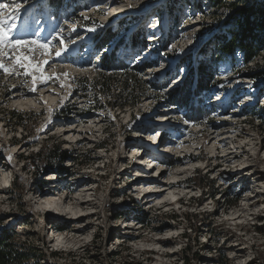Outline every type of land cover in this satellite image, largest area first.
<instances>
[{
  "label": "rangeland",
  "instance_id": "1",
  "mask_svg": "<svg viewBox=\"0 0 264 264\" xmlns=\"http://www.w3.org/2000/svg\"><path fill=\"white\" fill-rule=\"evenodd\" d=\"M15 2L22 7L14 36L48 43L58 35L63 44L52 41L44 68L52 79L38 84L35 93L29 91L31 77L24 76L23 69L19 75L0 69V228L11 229L15 242L38 249L35 259L40 264H220L222 260L225 264H264V196L261 202L254 199L264 191V180L251 176L255 171L264 173V74L255 79L248 76L256 66L263 65L264 70V44L249 63L239 50L231 59L217 53L221 36L230 37L228 5L246 6L257 0H63L57 13L45 0ZM0 3L8 5L4 17L11 23L13 0ZM162 14L167 16L166 32L150 35ZM109 27L117 31L113 41L104 48L95 46L97 36ZM143 34V49L127 43L130 35L140 43ZM121 37L122 42L116 44ZM57 49L60 56L55 55ZM108 50L130 66L147 63L144 71L136 72L137 77L166 82L167 87L159 93L148 88L150 97L135 106L93 110L98 101L93 91L83 92L79 87L101 70L100 54ZM20 54L34 62L42 59L39 51L25 49ZM198 61L210 68L218 83L197 96L212 114L204 124L194 126L183 118L182 108L167 105L163 97L188 65L193 67ZM4 62L9 63L7 58ZM169 70L175 73L171 79L165 75ZM120 76L116 75L114 84L119 85ZM117 87L111 93L116 94ZM18 95L40 105L21 110L13 102ZM47 95L54 102H46ZM101 98L102 104L110 101ZM12 111L24 127L14 123ZM56 143L82 159L67 161L69 175L40 191L34 168L23 158ZM142 145L154 152L169 151L150 155L159 165L149 173L155 175L156 183L149 189L136 188L145 181L136 177L142 172L133 169L130 160L129 150ZM216 146L222 148L215 151ZM199 151L201 162L179 163L183 154ZM225 154L240 158L226 163L221 158ZM256 156L262 164L254 167ZM217 163L219 168L206 174ZM187 179L195 184L172 185L155 197L162 186L176 181L184 184ZM205 179L213 183L212 189L201 186ZM135 190L153 192L144 196L152 198L151 202L136 203L135 198L141 196ZM231 197L237 200L235 206H228ZM173 200L179 201L170 203ZM121 208L131 213L123 216ZM142 212L147 214L143 223Z\"/></svg>",
  "mask_w": 264,
  "mask_h": 264
},
{
  "label": "trees",
  "instance_id": "2",
  "mask_svg": "<svg viewBox=\"0 0 264 264\" xmlns=\"http://www.w3.org/2000/svg\"><path fill=\"white\" fill-rule=\"evenodd\" d=\"M49 7L54 9L56 13L63 7V0H45ZM71 3V1H70ZM75 7L77 6L74 3ZM226 9L230 10V26L228 32L230 33L229 39L226 36H221V44L217 47V53H220L223 57H234L236 50L241 51L243 61L249 63L254 59L259 50L264 44V0H257V2L249 5H242L240 3H230ZM233 14V15H232ZM208 26L206 31H208ZM102 36H97V44L99 48H104L109 42H112L116 36L117 31H113L111 27L101 31ZM199 34V33H198ZM204 33H200L203 36ZM215 34H213V37ZM259 37H262L259 39ZM123 37L119 38L117 43H121ZM101 41V42H100ZM100 42V44H98ZM127 43L131 46H139L143 49L146 46L145 36L140 43L136 44V40L133 35H130ZM99 64L101 70L90 80L85 81L80 90L86 92L87 90L93 91V97L96 101V105L92 107L93 110H101L103 107L113 109H121L126 105H137L142 98H149L147 95L148 88L152 87L156 92H160L161 89L167 87L168 83L159 80L154 81H142L138 78L136 72H142L148 66L147 63L129 64L118 60L113 50H108L100 54ZM257 70V71H256ZM170 70L165 72V75H170V79L175 76V73ZM119 74L120 81L115 83L116 75ZM264 74L263 65L256 66L252 74L248 75L249 78L255 79ZM159 76V75H158ZM214 73L205 66L204 63L198 61L194 66L188 65L186 69V75L184 78L170 88L165 96L167 105L182 108L184 111L183 118L194 126H201L204 121L211 117V110H208L202 102H200L197 96L201 95L204 91H210L216 82L213 79ZM212 82V83H211ZM117 87V93L114 94V86ZM149 85V87H146ZM111 93V94H110ZM108 97L110 101L104 104L100 103L101 97ZM98 104V106H97ZM16 125H22L21 118L12 111L10 113ZM82 159L81 155H71L69 151L62 148L61 143L53 144L51 147H42L35 154L23 158L31 163L34 168V174L37 176L38 181L35 178V184L43 191L48 181L44 180L49 175H55V179H61L69 175L68 168L65 166L67 161L71 163H78ZM178 160V159H177ZM83 164V163H80ZM195 184L189 181V185ZM203 188L212 189L213 183L207 179L201 183ZM216 193V192H215ZM237 200L231 197L228 201V206H235ZM123 210L121 214L123 216L129 215L130 211ZM120 215V214H119ZM141 222H146L147 214L141 213ZM177 217H172L175 219ZM14 233L11 229L0 228V264H40L37 257L38 249L34 247H26L23 244H19L14 241ZM43 256V255H42ZM193 257H197V253L192 254ZM45 258V257H43ZM46 264V263H43ZM220 264H225L222 260Z\"/></svg>",
  "mask_w": 264,
  "mask_h": 264
},
{
  "label": "snow or ice",
  "instance_id": "3",
  "mask_svg": "<svg viewBox=\"0 0 264 264\" xmlns=\"http://www.w3.org/2000/svg\"><path fill=\"white\" fill-rule=\"evenodd\" d=\"M14 10L10 14L12 22L8 23L5 20L4 13L8 5L0 3V69L6 74L11 75L13 72L21 74L20 69H23V75L31 77L30 92L35 93L37 91L38 84H47L51 76L44 74L45 65L49 63V57L51 55L52 41H58L63 44V40L58 36H52L48 43H41L38 40H29L23 35L14 36V31L17 28L16 21L19 19V11L22 7V3L15 2ZM87 19V17H85ZM5 49L8 52H5ZM27 50L29 53L39 51L42 59L34 62L29 56L20 54L22 50ZM11 53L9 55L8 53ZM56 56L61 55V50L55 51ZM5 58L8 59L9 63L5 64ZM65 78L68 77V73H64ZM61 87H65L64 83H61ZM41 99H43L41 97ZM46 103V102H45ZM51 112V109L49 110Z\"/></svg>",
  "mask_w": 264,
  "mask_h": 264
},
{
  "label": "bare ground",
  "instance_id": "4",
  "mask_svg": "<svg viewBox=\"0 0 264 264\" xmlns=\"http://www.w3.org/2000/svg\"><path fill=\"white\" fill-rule=\"evenodd\" d=\"M161 23H163V22H159L158 21V23H156L155 24V27L157 26H159ZM46 93H48V92H46ZM46 102H48L49 104H51L52 102H54V100H55V98H53L51 95H47V97H46ZM13 102H14V105L17 107V108H19V109H21V110H26V109H32V108H38V106L40 105L36 100H28V98H26V97H24V96H22V95H18V96H16V98L13 100ZM35 108V109H36ZM69 133H72V130L69 132ZM160 134V132H158V135ZM73 137V135L72 136H70V139ZM152 144V143H151ZM151 144L149 143V146L150 147H154V145H156V143H154V145H152L151 146ZM225 144V143H224ZM158 145V144H157ZM149 147V148H150ZM168 147H170V145L168 146ZM167 147V148H168ZM218 147L219 146H216V147H214V150L215 151H218ZM221 147V146H220ZM219 147V148H220ZM222 148V147H221ZM150 149H152V148H150ZM153 150V149H152ZM136 154V152H134V155ZM240 158V156H237V155H232L231 156V154H225L223 157H221L222 159H224L225 160V162L226 163H230L231 162V159L233 158V159H236V158ZM220 158V159H221ZM257 159H258V161H257ZM238 160V159H237ZM253 163V162H252ZM254 163H255V165H254V167H256V165H259V164H262V160L258 157V156H256V158L254 159ZM150 165V162H148L147 160L146 161H143L142 162V166H145V168L146 167H148ZM248 167H250V166H248ZM182 168H184V167H182ZM185 169V168H184ZM153 172V171H152ZM134 173L135 174H137L136 173V171L134 170ZM150 175V174H149ZM49 176H51V175H49ZM251 176H253V177H255L256 179H258V181L259 182H263V180H264V173L263 172H253V174L251 175ZM4 182H8V179L7 178H5L4 179ZM140 183H142V184H140V185H136V188L138 187V186H141V188H152L156 183L152 180V181H150V183H146V182H140ZM171 184L172 183H168V184H166L165 185V187H163L162 186V190H161V192H158L157 194H154L155 195V197H157L159 194H160V196H161V193L163 194L166 190H169V189H171L170 187H171ZM158 186V185H157ZM146 191V190H145ZM144 191V192H145ZM150 193V192H149ZM153 192H151L150 193V195L152 194ZM159 196V197H160ZM170 196H171V198H173V199H175L176 198V196H174V194H170ZM263 196H264V191H262V192H259V193H257L256 195H255V197H254V199H255V202H261V201H263L264 199H263ZM151 197V196H150ZM48 198H51V197H48ZM145 197H143L142 199H144ZM261 198L263 199V200H261ZM146 199L149 201V200H151L152 198H148V197H146ZM156 199V198H155ZM154 199V200H155ZM151 201H149L148 203H150ZM163 203H165V202H163ZM162 205H164V204H162ZM76 216V215H75ZM234 217V215H232V218ZM235 219H239V217H237V218H235ZM126 228L123 230V231H125L126 229H127V227H128V225H126L125 226ZM127 231V230H126ZM159 241V240H158ZM159 243V242H158Z\"/></svg>",
  "mask_w": 264,
  "mask_h": 264
},
{
  "label": "built area",
  "instance_id": "5",
  "mask_svg": "<svg viewBox=\"0 0 264 264\" xmlns=\"http://www.w3.org/2000/svg\"><path fill=\"white\" fill-rule=\"evenodd\" d=\"M22 138V137H21Z\"/></svg>",
  "mask_w": 264,
  "mask_h": 264
}]
</instances>
